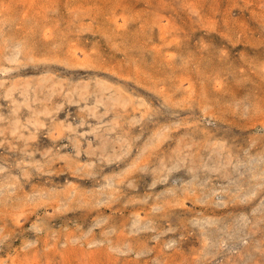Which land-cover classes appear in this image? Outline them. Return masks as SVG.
<instances>
[{"label": "rangeland", "instance_id": "rangeland-1", "mask_svg": "<svg viewBox=\"0 0 264 264\" xmlns=\"http://www.w3.org/2000/svg\"><path fill=\"white\" fill-rule=\"evenodd\" d=\"M0 264H264V0H0Z\"/></svg>", "mask_w": 264, "mask_h": 264}, {"label": "bare ground", "instance_id": "bare-ground-1", "mask_svg": "<svg viewBox=\"0 0 264 264\" xmlns=\"http://www.w3.org/2000/svg\"><path fill=\"white\" fill-rule=\"evenodd\" d=\"M121 74H119V76H120ZM235 96V95H234ZM207 101V100H206ZM205 102V101H204ZM204 104V103H203ZM231 114H232V112H231ZM233 115V114H232ZM176 125V124H175ZM174 128V127H173ZM98 135V134H97ZM96 135V136H97ZM210 136V135H209ZM210 139V138H209ZM211 141V140H210ZM209 142V141H208ZM213 142V141H212ZM224 142V141H223ZM223 142H221V141H217L216 142V147L218 148L217 149V151L218 152H222V156L224 157H226L225 158V160H226V162H231V157H230V154H224V151L222 150L223 148H224V143ZM210 144V143H209ZM124 148L126 147V146H123ZM154 147V146H153ZM178 147H180V146H178ZM182 147V146H181ZM180 147V148H181ZM227 147V146H226ZM225 147V148H226ZM102 148V147H101ZM184 148V147H183ZM103 149V148H102ZM101 149V150H102ZM146 149H147V147H146ZM146 149H143L144 151L146 150ZM178 149V148H177ZM105 150V149H104ZM179 150V149H178ZM227 153L228 152H231L230 150H227L226 151ZM95 153V152H94ZM181 153V152H180ZM108 154V153H107ZM141 154V153H140ZM146 154H148V153H146ZM231 154H233V153H231ZM120 155V154H119ZM124 155H125V153H124ZM232 156V155H231ZM119 157H121V156H119ZM168 157H169V159H168ZM107 158V157H106ZM105 158V159H106ZM109 158V157H108ZM107 158V159H108ZM125 158V157H124ZM147 159H148V156L146 157ZM146 158H144V160L143 161H145V160H147ZM161 159L163 160L162 161V164L163 165H167V166H159V167H156V166H154V167H151V164L148 162V163H146L145 165H144V167H143V169H202V170H204V169H213L212 168V165L210 166V165H208V162L207 161H205L204 160V158H203V155H199V153H197V154H192V155H189V154H184V153H182V154H176V155H171V156H167V157H165V156H163V157H161ZM107 161V160H106ZM109 161V160H108ZM148 161V160H147ZM135 162V161H134ZM133 162V163H134ZM137 162V161H136ZM236 163V162H235ZM135 164V163H134ZM169 165V166H168ZM136 165H135V169H136ZM139 168H140V166H139ZM215 168H217V167H215ZM231 169H237V167L236 168H231ZM165 172L163 173V172H161V173H163L162 175H163V177L165 178L166 176L169 178L170 176H172V174L171 173H173L171 170H164ZM169 171H171L170 173H169ZM189 175H191V174H188L187 175V177L189 176ZM195 175V174H194ZM193 175V176H194ZM161 176V175H160ZM183 180H184V178H183ZM182 180V181H183ZM243 179L241 178V177H239L237 180H235V181H233V183H235V184H237V186H238V184L239 183H241L242 185H243ZM194 183H192V184H195V183H197L196 181H193ZM191 184V186L190 187H192V186H194V185H192ZM196 185V184H195ZM187 186V185H186ZM188 187V186H187ZM230 188L232 189V187L230 186ZM191 189H193V187L191 188ZM230 189V190H231ZM114 190V189H113ZM112 190V191H113ZM108 191V190H107ZM111 191V190H110ZM112 191H111V193H112ZM234 194V193H233ZM234 195H241V193H240V191L239 192H236V194H234ZM233 195V196H234ZM137 213V212H136Z\"/></svg>", "mask_w": 264, "mask_h": 264}]
</instances>
